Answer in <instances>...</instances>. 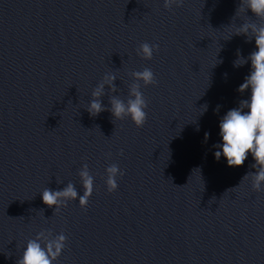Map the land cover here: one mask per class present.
<instances>
[{"label": "water", "instance_id": "95a60500", "mask_svg": "<svg viewBox=\"0 0 264 264\" xmlns=\"http://www.w3.org/2000/svg\"><path fill=\"white\" fill-rule=\"evenodd\" d=\"M240 2L0 0V264H17L45 228L68 236L56 264H264V192L242 181L254 159L229 166L213 148L220 118L250 95L237 89L251 62L233 61L255 39H225L244 23ZM144 41L160 45L151 60L136 54ZM217 52L223 62L212 66ZM145 66L159 83L142 87V128L108 110L89 114L106 72L118 76V91L101 98L110 108ZM83 163L95 176L88 206L77 198L55 213L41 191L71 181L82 194ZM111 163L125 170L115 192Z\"/></svg>", "mask_w": 264, "mask_h": 264}, {"label": "clouds", "instance_id": "9594fccd", "mask_svg": "<svg viewBox=\"0 0 264 264\" xmlns=\"http://www.w3.org/2000/svg\"><path fill=\"white\" fill-rule=\"evenodd\" d=\"M184 3L185 0H163V6L169 10L174 6L182 7ZM249 9L257 17L256 20L247 15ZM240 13H244V15H240ZM235 16L243 18L244 23L240 25L233 23L235 30L225 39H230L233 34H245L248 42H251L253 37L255 39L256 47L253 51L248 56H244L241 50L237 49V59L233 61V66L237 68L251 62L249 73L237 89L240 93L250 89V95L246 99H241L237 107L228 109L220 118L218 135L221 140L213 145L214 156L217 161L222 156L225 157L229 166H240L244 165L251 154L254 163L250 167L256 171L246 173L242 181L250 178L252 190L261 193L264 192V23L257 21L264 20V0H241ZM159 47L158 43L144 41L139 44L136 54L145 60H151ZM218 52L212 66L223 62L217 60ZM227 75L228 73L225 72V78ZM131 76L134 79L128 87L127 96L111 95L109 97L111 107L109 108L101 98L107 91L111 93L118 91V86L115 83L118 76L115 71L106 72L91 92L92 99L86 106L89 114L98 116L101 112L108 110L116 120L130 118L138 128H142L147 122L149 107V101L142 87L157 85L159 81L154 70L149 66L143 67V70H133ZM220 107L221 105H217L215 109L217 113ZM207 109L208 104L205 103L199 109L200 114L202 115ZM210 136V132H205V143ZM121 154H123V150H121ZM109 155L111 154L109 153ZM106 174L107 191L115 192L119 188L118 177H123L125 170L118 163H111L106 168ZM78 175L83 188L82 194L76 184L71 181L62 189L45 187L41 191L43 202L48 206H56L55 213L59 212L61 208L67 207L70 201H76L77 198L81 207L88 206L95 191V176L88 163L82 164ZM60 183L63 181L61 180ZM67 240L68 236L63 230L54 234L51 228L42 229L27 240L17 264H56L66 247Z\"/></svg>", "mask_w": 264, "mask_h": 264}]
</instances>
